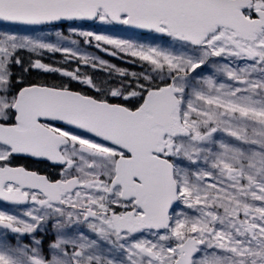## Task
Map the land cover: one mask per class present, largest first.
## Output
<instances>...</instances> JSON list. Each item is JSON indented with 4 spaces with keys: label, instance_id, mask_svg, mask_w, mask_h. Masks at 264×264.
<instances>
[{
    "label": "snow or ice",
    "instance_id": "1",
    "mask_svg": "<svg viewBox=\"0 0 264 264\" xmlns=\"http://www.w3.org/2000/svg\"><path fill=\"white\" fill-rule=\"evenodd\" d=\"M65 21L143 70L66 46ZM0 22L28 26L0 32V200L27 205L0 210V264H264V0H0ZM25 50L78 66L24 67ZM29 158L59 172L14 163Z\"/></svg>",
    "mask_w": 264,
    "mask_h": 264
},
{
    "label": "flooded vegetation",
    "instance_id": "2",
    "mask_svg": "<svg viewBox=\"0 0 264 264\" xmlns=\"http://www.w3.org/2000/svg\"><path fill=\"white\" fill-rule=\"evenodd\" d=\"M95 55V57H99L107 62H109V64L112 65H116L120 68H124L127 69L129 72H141L143 69L141 67V63L139 61H136L135 63H132L131 61L134 58H130V57H123L122 59L120 57H114L111 56L110 54L104 52V51H97L93 53ZM20 56L24 62V67H28L29 63L36 60V59H40L42 63H46L52 66H56L55 62H49L47 63L46 60L49 57H43L40 55H35L34 53H24L21 52ZM54 56H59L57 54H53ZM52 57V55H51ZM49 58V59H54V60H58V58ZM63 58V65L60 67H65V68H69V66L71 68H74L77 66V62L75 60H71L68 61L67 63L65 62V56H62ZM80 66H83L84 69H87L91 76H93L96 80L101 81V80H106L109 79V73L99 67L97 68H93L91 66H86L81 64ZM13 71L17 74L20 75L21 74V68L20 66H15L13 68ZM45 75L48 77H52L57 79L59 82H54V81H43L49 84L52 83H61L63 82L64 77H61L58 73H45L43 70L40 69H35V68H29V70L27 72H23L22 75L25 78V80L27 81H32V82H41L39 81V76L40 75ZM32 76H35L37 79H28ZM110 82L115 83L118 82V79L115 76H112L110 79ZM73 89L75 90H82L85 92H89L91 93V90L86 86V85H82L79 84L75 81L71 82L70 85ZM14 163H20V164H25L30 170H34L37 171L40 174L43 175H53L55 176L58 172H59V167L55 166L52 164V162L49 161H42V160H38L36 158H29V159H25V160H20V161H14ZM27 207V205H13L10 202H6V201H2L0 200V210H5L8 212H15L16 214H21L22 211Z\"/></svg>",
    "mask_w": 264,
    "mask_h": 264
},
{
    "label": "rangeland",
    "instance_id": "3",
    "mask_svg": "<svg viewBox=\"0 0 264 264\" xmlns=\"http://www.w3.org/2000/svg\"><path fill=\"white\" fill-rule=\"evenodd\" d=\"M78 25V30H84V31H88V30H91V31H98L100 32L101 34H107V35H117L121 38H126V39H132V40H135V41H138V42H142V43H145V44H148V43H162V41L160 40H154L152 35L150 34H147V35H140V34H136V33H133V32H130V30L128 29H125V30H122V31H114V30H111L112 29V26H108V25H102L99 21H96L95 23H92V24H76ZM68 25H65L63 28L61 29H57L58 31H62L64 33V35L66 36H70V39L67 40V41H63V43L66 45V46H69V47H73V48H76L78 47L83 53H86L88 54L89 56H93L95 57V55L93 54L94 52H97L95 51L94 49H89V48H86L88 46V44L86 43H82V41L84 40L83 37H78V36H74V35H71L70 34V30L68 29L67 27ZM15 27H25V26H11V25H3V24H0V32H3V31H9L11 32L13 30V28ZM21 34H27V35H35V33H21ZM72 39H75L77 41H80V43H78V45H72L71 44V40ZM167 39V38H166ZM50 40L52 42H55L56 40V37H55V34H54V31L52 32V35L50 36ZM92 45H94V48L97 50V48L95 47V43H92ZM105 47H110V46H105ZM24 53H30L28 52L27 50L23 51ZM35 55H40V56H43V57H52L53 58V54H61L64 56L63 53H49V52H42V53H34Z\"/></svg>",
    "mask_w": 264,
    "mask_h": 264
},
{
    "label": "trees",
    "instance_id": "4",
    "mask_svg": "<svg viewBox=\"0 0 264 264\" xmlns=\"http://www.w3.org/2000/svg\"><path fill=\"white\" fill-rule=\"evenodd\" d=\"M69 68L72 69L70 66H69ZM28 79H35L36 80L37 78L35 76H32V77H30ZM39 81H54V82H59L57 79L52 78V77L45 76L43 74L39 76Z\"/></svg>",
    "mask_w": 264,
    "mask_h": 264
},
{
    "label": "water",
    "instance_id": "5",
    "mask_svg": "<svg viewBox=\"0 0 264 264\" xmlns=\"http://www.w3.org/2000/svg\"><path fill=\"white\" fill-rule=\"evenodd\" d=\"M67 22V21H65ZM65 22H62V23H65ZM82 22H90V21H82ZM0 23H4V24H10V22H0ZM132 30H135V31H138V32H143V33H146V30H139V29H132ZM157 35V34H156Z\"/></svg>",
    "mask_w": 264,
    "mask_h": 264
}]
</instances>
